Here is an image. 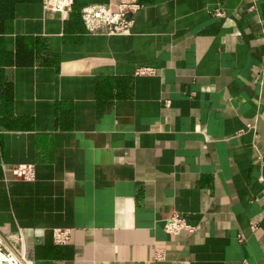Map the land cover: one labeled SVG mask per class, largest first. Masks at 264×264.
Listing matches in <instances>:
<instances>
[{
    "label": "crops",
    "instance_id": "crops-1",
    "mask_svg": "<svg viewBox=\"0 0 264 264\" xmlns=\"http://www.w3.org/2000/svg\"><path fill=\"white\" fill-rule=\"evenodd\" d=\"M118 1L0 0V235L30 264H264V0H139L129 35L89 33Z\"/></svg>",
    "mask_w": 264,
    "mask_h": 264
},
{
    "label": "built area",
    "instance_id": "built-area-1",
    "mask_svg": "<svg viewBox=\"0 0 264 264\" xmlns=\"http://www.w3.org/2000/svg\"><path fill=\"white\" fill-rule=\"evenodd\" d=\"M74 0H42L46 13H55L61 21H66L72 11ZM139 0H119L107 5H86L81 15L87 31L91 34L129 35L133 26V16L141 8ZM215 15L223 16V11L216 9ZM156 71L148 67H138L136 75H153ZM168 106V102H166ZM14 179L33 181L35 167L32 164H19L11 169ZM254 225L252 224L251 227ZM163 231L170 237L180 234L192 235L196 228L188 219L174 215L164 221ZM71 229H53L52 241L55 245H65L71 238ZM0 264H30L26 257L25 244L21 230L16 234L2 237L0 235Z\"/></svg>",
    "mask_w": 264,
    "mask_h": 264
},
{
    "label": "trees",
    "instance_id": "trees-1",
    "mask_svg": "<svg viewBox=\"0 0 264 264\" xmlns=\"http://www.w3.org/2000/svg\"><path fill=\"white\" fill-rule=\"evenodd\" d=\"M72 12V11H71ZM71 14V13H70ZM70 16V15H69Z\"/></svg>",
    "mask_w": 264,
    "mask_h": 264
}]
</instances>
